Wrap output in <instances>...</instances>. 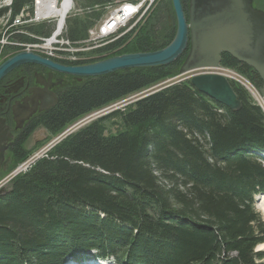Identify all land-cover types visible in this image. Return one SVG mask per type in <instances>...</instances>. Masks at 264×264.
Listing matches in <instances>:
<instances>
[{"label": "trees", "instance_id": "obj_1", "mask_svg": "<svg viewBox=\"0 0 264 264\" xmlns=\"http://www.w3.org/2000/svg\"><path fill=\"white\" fill-rule=\"evenodd\" d=\"M2 1L5 26L33 2ZM117 1L125 0H74L64 38L82 43ZM188 1L181 0L185 9ZM257 8L264 9V0ZM171 11L170 18L164 6L150 13L118 54L166 46L176 27ZM21 28L27 34H11L19 43L51 32L46 23ZM188 51L189 45L169 65L83 78L60 93L38 124L56 135L94 110L151 89L178 74ZM221 65L262 85L230 55L222 54ZM231 84L241 102L236 111L183 80L157 86L67 135L0 193V264H264V250H257L264 220L254 207L264 192V160L257 155L264 152V112L244 87Z\"/></svg>", "mask_w": 264, "mask_h": 264}, {"label": "water", "instance_id": "obj_2", "mask_svg": "<svg viewBox=\"0 0 264 264\" xmlns=\"http://www.w3.org/2000/svg\"><path fill=\"white\" fill-rule=\"evenodd\" d=\"M171 4L176 20L175 33L163 48L123 53L75 65L58 63L34 52L20 51L0 63V79L11 69L26 63L48 67L77 77L79 81L84 77L101 76L117 70L165 66L180 58L189 45L178 76L217 67L221 63V54L227 53L259 75L262 81L259 92L264 99V10L253 8L251 0H189L187 12L181 0H171ZM182 80H188L197 91L230 110L236 111L241 107L231 82L220 74L193 73L178 81ZM159 89H148L138 98ZM55 102L53 96L41 109Z\"/></svg>", "mask_w": 264, "mask_h": 264}, {"label": "flooded vegetation", "instance_id": "obj_3", "mask_svg": "<svg viewBox=\"0 0 264 264\" xmlns=\"http://www.w3.org/2000/svg\"><path fill=\"white\" fill-rule=\"evenodd\" d=\"M251 6L257 9V0H251ZM52 60L72 65L68 61ZM72 79L73 76L32 63L18 65L0 79V177L26 151L45 140L33 141L36 131L42 130L46 135L48 132L38 121L53 110L60 93L68 88ZM53 96L55 104L41 109Z\"/></svg>", "mask_w": 264, "mask_h": 264}, {"label": "built area", "instance_id": "obj_4", "mask_svg": "<svg viewBox=\"0 0 264 264\" xmlns=\"http://www.w3.org/2000/svg\"><path fill=\"white\" fill-rule=\"evenodd\" d=\"M35 4L34 13L36 15V3L38 0H33ZM156 0H125L124 2L117 1L114 4L107 5L105 7V12L101 19L97 21L94 26H92L88 30V38L82 43H80L77 46H73L68 40H66L63 36V33L56 38V40L53 43H48V38L42 37L40 35H33L28 34L31 38L38 39L41 41L39 44H28V43H19V42H12L13 45L17 46H27L31 47L35 53L40 54L41 56H45L49 59H56V60H62V61H78V60H84L85 57L88 55L90 58L91 56L89 54H86V56L83 58L81 56H84V51L93 52V56H95V59H99L101 57H106L109 55H112L115 53L120 47L124 46V42H122L118 47L109 50L107 53H95V50L100 49L102 47H105L109 45L110 43H114L117 40H124L126 39V36L132 31L134 32L135 29L138 27H135L137 24L144 21L146 17H148L150 11V7L154 5ZM57 5V2H56ZM55 7V5H54ZM148 13V14H147ZM114 14H117V17L114 16ZM147 14V16H145ZM32 19L24 18L23 13L21 12L16 17V24L15 27L11 28V31L6 34H2V39H5L4 44L7 43V39L11 38V34L15 33H22L27 34L24 29H22L20 26L24 23H28ZM134 29V30H133ZM138 29V28H137ZM136 29V31H137ZM3 43V41H0ZM28 44V45H27ZM48 45V46H47ZM82 45V47H80ZM80 52L78 56L72 55V53H78ZM99 55V56H98ZM93 60V59H92ZM93 62V61H89ZM221 71V75H223L225 78H227L231 83L239 84L243 86L246 90L250 92L252 89L253 91L249 94L253 98V100L258 105V99H263L261 97V94L259 92V89L254 85L251 88H249L248 82H250L246 76H243L237 72L234 68L219 67ZM254 93V94H252ZM33 161L32 158H29L21 165H17L18 167L10 174L7 175V177L4 179L5 181H8L12 177H14L17 173L27 171L26 164ZM25 165V168H19Z\"/></svg>", "mask_w": 264, "mask_h": 264}, {"label": "rangeland", "instance_id": "obj_5", "mask_svg": "<svg viewBox=\"0 0 264 264\" xmlns=\"http://www.w3.org/2000/svg\"><path fill=\"white\" fill-rule=\"evenodd\" d=\"M11 0H3L2 1V3L3 4H5V5H9V2H10ZM58 1V4L60 5V3H61V1H63V0H57ZM72 6L69 8V10H68V12H67V14H66V16L68 15V14H70L71 12H73V11H75V6H74V0H72V4H71ZM160 6H164V10H166V11H168V18H170V16L172 15L171 13H172V4H171V2H170V0H156V2L154 3V5H152L151 7H150V11H148V13H149V15H150V13H152L155 9H157V8H159ZM26 9H25V11H27L28 10V8L29 7H25ZM32 9H35V7H34V2H32V7H30V11L32 10ZM262 10H264V9H262ZM22 12V11H21ZM32 12V11H31ZM147 13V14H148ZM174 13V12H173ZM147 14L145 15V16H147ZM28 15H29V17H31L30 19H32L31 21H29L28 23H24V24H37V23H46V24H48L49 25V27H50V30H51V32H50V34L53 32V31H55L56 29H55V27H56V21H57V18H55V17H49V18H40V17H38V15L36 14L35 15V13H34V10H33V12H32V14L31 13H29L28 12ZM148 15V16H149ZM175 16V15H174ZM26 17H27V15H26ZM66 18V17H65ZM147 18L148 17H146V19L143 21L142 20V22H140L139 24H137L135 27H137V28H139V27H141L142 25H144V23H145V21L147 20ZM39 21V22H38ZM176 21V20H175ZM6 22H7V19H3V21L2 20H0V26L2 27V28H4L5 30H2V29H0V41H3V43H1L0 42V62L2 63L3 61H5L6 59H7V57L9 58L10 57V55L12 56L13 54H15V53H17V52H20V51H30V52H34L33 51V49L31 48V47H27V46H17V45H13L12 44V42H14L15 40H12V38H10V39H7V43L6 44H4V42H5V40H6V38L5 39H3V40H1L2 39V34H6V33H9V32H5L6 30H8V31H10L9 30V27H7V26H5L6 25ZM23 24V25H24ZM10 28H12V27H10ZM136 28V29H137ZM136 29H135V31L134 32H130L129 34H128V36H126V39H125V41H124V46L135 36V34L137 33V31H138V29H137V31H136ZM134 30V29H133ZM64 31H65V21H64V26H63V29H62V31H61V33H63L64 34ZM50 34L48 35V36H50ZM60 34V33H59ZM58 38V37H57ZM34 42V41H33ZM29 45L30 44H32V42L31 43H28ZM27 44V45H28ZM123 46V47H124ZM80 47H82V45H80ZM123 47H120L115 53H113L114 55H118V53L123 49ZM35 53V52H34ZM80 55H81V53L80 52H78ZM78 53H72V54H75V56L77 55H79ZM85 55L84 56H81V57H85L86 56V54H89L90 56H91V58L87 55L86 57H85V59L84 60H78V61H69L71 64H84V63H88L89 61H96V60H100V59H95L96 57L95 56H93V55H91V54H93V52H89V51H84L83 52ZM38 54V53H37ZM123 54V53H122ZM40 55V54H39ZM99 56V55H98ZM45 57V56H44ZM108 57H110V56H108ZM104 58H106V57H104ZM93 59V60H92ZM101 59H103V58H101ZM179 70V69H178ZM238 72V71H237ZM193 73H197L196 71H194ZM192 72L191 73H188L187 75H190V74H193ZM178 74H179V71H178ZM178 74L177 75H175L173 78H168L166 81H164V82H162V83H160V84H158V85H156L155 87H157V86H160V85H163V84H166V83H174L175 81H178L180 78H182V77H185V76H187V75H185V76H178ZM247 78V77H246ZM248 79V78H247ZM249 80V79H248ZM183 81V80H182ZM250 81V80H249ZM77 82V80H76V78L74 77V79H72V80H70V82H69V85H71V84H73V83H76ZM179 82V81H178ZM251 82V81H250ZM155 87H152V88H155ZM243 87V86H242ZM151 88V89H152ZM146 91V90H145ZM150 91V90H149ZM248 91V90H247ZM144 92V91H143ZM143 92H141V93H138V94H135V95H133V96H130V97H126V98H124V99H122V100H119V101H117V102H114V103H112V104H110V105H107V106H104V107H102V108H100V109H97V110H94V111H92V112H90V113H88V114H86V115H84L83 117H81V118H79V119H77L75 122H73L72 124H70V125H68L65 129H63L60 133H58V134H56V135H50L47 131H45V132H47V135L46 134H44V132H42V130L41 131H36L35 132V134H34V138H33V141H39L41 138L42 139H44L45 138V140L42 142V143H40V144H38L37 146H35V147H32L31 149H29L30 150V153L28 154V156L24 159V160H22V161H20V162H18V163H16L13 167H11V169H9L5 174H3L1 177H0V191H6L8 188H9V186H10V183H11V181L14 179V178H16L17 176H19V175H21V174H24L26 171H23V172H20L19 174H16L14 177H12L11 179H9L8 181H5L4 179L7 177V175L8 174H10V173H12L18 166L17 165H21V164H23L24 162H26V160L29 158V160H30V158H32L33 159V161H31L30 163V165L27 163L26 164V167H29V166H31L32 167V165H34L35 164V162H37L38 160H40V159H42V158H45V157H47V155L49 154V151L53 148V146H55V145H57L62 139H64L67 135H69L70 133H72V132H74L75 130H77L78 128H80V127H82L83 125H85V123H87V122H89V121H92V120H94V119H96V118H98V117H100V116H103V115H105V114H107V113H109V112H111V111H113V110H115V109H119V108H122V107H124L125 105H127V104H129L130 102H133L134 100H136L139 96H141L142 94H143ZM250 92H251V90H250ZM249 91H248V93H250ZM258 106L261 108V110L264 112V101H263V99H258ZM75 123H77L76 125H74ZM69 130V131H68ZM60 137V138H59ZM59 138V141L57 142V144H55V145H53V146H50L49 147V145L53 142V141H55L56 139H58ZM48 147H49V150L48 151H46L45 152V154H43L42 155V153H43V151H45V149H48ZM28 150V151H29ZM257 155L258 156H260V158L262 159V160H264L263 159V156H264V152H258L257 153ZM34 163V164H33ZM29 165V166H28ZM24 167H25V165H24ZM23 166L22 167H19V168H24ZM30 167V168H31ZM29 168V169H30ZM27 169V168H26ZM2 192H0V193H2ZM259 195H256V198L258 197ZM255 198V199H256ZM254 207H255V209L260 213V215H261V217L263 218V220H264V215L260 212V210H258V208H257V202H256V200H255V204H254ZM263 245H264V243H262ZM261 245V244H260ZM260 245H258L257 246V250H258V248L260 247ZM260 250V249H259ZM86 264H87V262H86ZM89 264H91V263H89ZM110 264V263H109Z\"/></svg>", "mask_w": 264, "mask_h": 264}, {"label": "bare ground", "instance_id": "obj_6", "mask_svg": "<svg viewBox=\"0 0 264 264\" xmlns=\"http://www.w3.org/2000/svg\"><path fill=\"white\" fill-rule=\"evenodd\" d=\"M11 2V1H10ZM9 2V4H10ZM34 2V1H33ZM56 2H57V5H56ZM121 2H124V1H121ZM72 0H63L61 1L60 5L58 4V1L57 0H38V2L36 3V14L38 15V17L40 18H49V17H55L57 18V21H56V27H55V31H53L50 36H42V37H45V38H48L47 42L48 43H53L57 37H59L62 33V29H63V26H64V21H65V17H66V14L69 10V8L72 6ZM55 5V7H54ZM34 7H35V4H34ZM26 8H24L22 10V13L24 15V18H27V19H30L31 17H29L28 15V12L32 14L33 10L32 9L30 11V9L28 8L27 11H25ZM27 15V17H26ZM18 16V15H17ZM16 16V17H17ZM115 17H117V14H114ZM16 17L12 20V23L7 26L9 27V30L11 29L10 27H15V24H16ZM3 21V19H1ZM39 22V21H38ZM8 24V23H7ZM21 27V26H20ZM11 31V30H10ZM60 33V34H59ZM41 43L40 40L36 39L34 42H32V44H39ZM48 46V45H47ZM79 54V53H78ZM75 56V54H72ZM11 56V55H10ZM44 57V56H43ZM69 62V61H68ZM67 65V64H65ZM72 65H75V64H72ZM221 63L219 66L217 67H208V68H203V69H199V70H196L197 73H217V74H220L221 71L219 69V67H221ZM225 67V66H224ZM194 72V71H193ZM239 73V72H238ZM241 74V73H239ZM221 75V74H220ZM242 75V74H241ZM223 76V75H222ZM244 76V75H243ZM74 77V76H73ZM97 77V76H96ZM77 81L78 78L75 77ZM84 78H87V77H84ZM83 79V78H82ZM227 79V78H226ZM249 86V88H251L252 86H254L251 82H248V84H246ZM253 90L251 89V92ZM254 94V93H252ZM262 97V96H261ZM263 98V97H262ZM264 101V99H263ZM90 122V121H89ZM88 123V122H87ZM77 123H75L74 125H76ZM86 124V123H85ZM69 131V130H68ZM60 138V137H59ZM59 138L56 139L55 141H53L50 145V146H53L55 144H57V142L59 141ZM62 141V140H61ZM49 147L48 149H45V151H43L42 155L45 154L46 151L49 150ZM54 147V146H53ZM263 159H264V156H263ZM21 161V160H20ZM36 163V162H35ZM28 164L30 165L31 163L28 162ZM34 164V163H33ZM20 165V164H19ZM28 165V166H29ZM33 166V165H32ZM24 167V166H23ZM31 166L29 167H26L27 170H29ZM25 168V167H24ZM19 174V173H17ZM256 202H257V208L258 210H260V212L264 215V194L262 195H259L256 199ZM264 250V245L261 244L260 247L258 248V250ZM67 264H72V263H67Z\"/></svg>", "mask_w": 264, "mask_h": 264}]
</instances>
